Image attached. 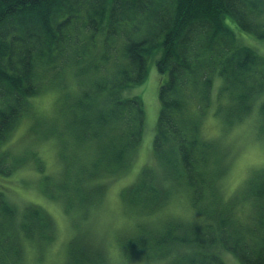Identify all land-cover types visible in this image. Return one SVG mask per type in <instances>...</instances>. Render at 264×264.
<instances>
[{"label":"trees","instance_id":"1","mask_svg":"<svg viewBox=\"0 0 264 264\" xmlns=\"http://www.w3.org/2000/svg\"><path fill=\"white\" fill-rule=\"evenodd\" d=\"M228 18L264 41V0H0V173L13 171L2 146L32 111V98L55 91L51 133L64 172L43 176L44 193L88 216L106 191L100 179L125 174L143 141L144 102L126 93L147 80L152 60L167 75L154 139L162 173L145 168L124 190L126 214L135 218L117 239L120 262L227 264L223 251L241 264H264V168L225 201L219 181L228 164L202 132L219 91L217 117L230 126L257 114L264 133V57ZM2 188L0 264H23L26 243L42 257L56 236L52 215L33 203L20 212ZM181 189L190 217L153 222ZM239 205L249 209L245 218ZM78 245L66 264H108V247Z\"/></svg>","mask_w":264,"mask_h":264},{"label":"rangeland","instance_id":"2","mask_svg":"<svg viewBox=\"0 0 264 264\" xmlns=\"http://www.w3.org/2000/svg\"><path fill=\"white\" fill-rule=\"evenodd\" d=\"M227 24L240 39L243 37V42L255 47L259 55L264 57V41L256 40L241 32L237 24L229 18ZM166 76L159 73L155 62L151 60L147 80L127 91V95L141 97L145 105L146 123L143 141L132 153L130 168L125 174L100 179V182L106 185L105 194L98 199L85 217H82L78 211L67 212L62 200H52L44 193L46 191L42 185L43 176L48 175L58 180L64 172L60 140L51 133L52 121H56L57 118L60 94L46 91L32 98V111L24 116L15 132L2 146V150L9 152L8 163L13 166V171L9 175L0 173V188H5L3 192L20 212L27 210V206L32 203L46 209L52 215L56 236L54 242L44 249L42 257L34 248V244L26 243L23 264H66L72 245L77 247L76 250L79 248L78 241L81 245L89 244L92 248L103 244L105 248L108 247L107 252L109 251V255L106 256L110 257V260L107 263L122 264L120 255L115 252V245L124 231L129 232L133 229L135 218L126 214L124 190L138 181L145 168L162 173V166L154 155V139L161 109L159 88ZM218 85L219 82L215 88ZM72 92H75L74 89ZM218 92L213 93L212 106L203 118L202 132L206 139L219 144L221 155H224L223 158L227 161V171H224L225 175L219 181V189L223 199L229 201L232 200V196L245 188L246 181L251 175L264 168L259 163L258 155L261 147H264V133L259 130L256 123L257 118L260 117L257 114L253 115V120L249 117L241 123L230 126L224 119L217 117L215 110L223 101L217 100ZM250 144L255 145L256 149L252 154L251 166L243 172L236 173L229 168V165L240 149ZM40 166L43 171L40 170ZM248 212L247 206L239 205L240 216L245 218ZM190 213L191 206L187 192L181 189L154 217L153 222L158 223L164 218L173 216L189 218ZM221 253L227 264H241L231 253L223 251ZM137 264L141 263L137 262Z\"/></svg>","mask_w":264,"mask_h":264},{"label":"snow or ice","instance_id":"3","mask_svg":"<svg viewBox=\"0 0 264 264\" xmlns=\"http://www.w3.org/2000/svg\"><path fill=\"white\" fill-rule=\"evenodd\" d=\"M264 39V37H261ZM256 152L255 145H248L242 147L237 156L231 161L229 168L234 170L236 173L243 172L251 166L252 154ZM259 163L264 166V147L259 150ZM23 179V178H22Z\"/></svg>","mask_w":264,"mask_h":264}]
</instances>
